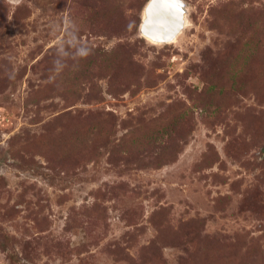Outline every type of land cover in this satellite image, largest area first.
<instances>
[{"label":"rangeland","instance_id":"374dc122","mask_svg":"<svg viewBox=\"0 0 264 264\" xmlns=\"http://www.w3.org/2000/svg\"><path fill=\"white\" fill-rule=\"evenodd\" d=\"M0 0V264H264V0Z\"/></svg>","mask_w":264,"mask_h":264},{"label":"water","instance_id":"95a60500","mask_svg":"<svg viewBox=\"0 0 264 264\" xmlns=\"http://www.w3.org/2000/svg\"><path fill=\"white\" fill-rule=\"evenodd\" d=\"M188 8L184 0H149L140 31L154 43H170L187 25Z\"/></svg>","mask_w":264,"mask_h":264}]
</instances>
